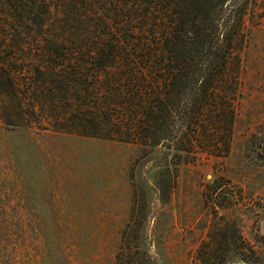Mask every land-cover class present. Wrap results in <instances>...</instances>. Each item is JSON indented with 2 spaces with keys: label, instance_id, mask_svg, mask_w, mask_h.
<instances>
[{
  "label": "trees",
  "instance_id": "1",
  "mask_svg": "<svg viewBox=\"0 0 264 264\" xmlns=\"http://www.w3.org/2000/svg\"><path fill=\"white\" fill-rule=\"evenodd\" d=\"M258 4L0 0V156L23 174L29 161L61 157L69 141L129 147L132 197L115 264H156V243L152 252L146 240L155 195L166 203L184 165L203 154L230 158L248 132L241 102L251 30L262 23ZM258 146L264 153V139ZM224 224L214 251L194 264H253ZM47 252L51 264L62 255Z\"/></svg>",
  "mask_w": 264,
  "mask_h": 264
},
{
  "label": "rangeland",
  "instance_id": "2",
  "mask_svg": "<svg viewBox=\"0 0 264 264\" xmlns=\"http://www.w3.org/2000/svg\"><path fill=\"white\" fill-rule=\"evenodd\" d=\"M255 11L263 15L262 23L251 30L247 97L241 102L251 119L248 132L238 138L230 158L203 154L184 165L166 203L155 195L146 240L152 252L151 241L156 243V264H194L205 251H214L225 221L249 261L264 264V153L258 146L264 139V0ZM68 146L61 157L29 161L23 174L0 156V264H51L49 246L65 258L55 264H115L131 205L126 171L132 151L96 139ZM209 187L216 188L214 199L205 203ZM10 215L21 221L7 222Z\"/></svg>",
  "mask_w": 264,
  "mask_h": 264
}]
</instances>
